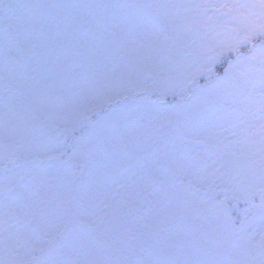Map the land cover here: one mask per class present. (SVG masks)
I'll list each match as a JSON object with an SVG mask.
<instances>
[{"label":"snow or ice","instance_id":"snow-or-ice-1","mask_svg":"<svg viewBox=\"0 0 264 264\" xmlns=\"http://www.w3.org/2000/svg\"><path fill=\"white\" fill-rule=\"evenodd\" d=\"M0 264H264V0H0Z\"/></svg>","mask_w":264,"mask_h":264},{"label":"rangeland","instance_id":"rangeland-1","mask_svg":"<svg viewBox=\"0 0 264 264\" xmlns=\"http://www.w3.org/2000/svg\"><path fill=\"white\" fill-rule=\"evenodd\" d=\"M197 2H202V0H197ZM218 2H223V0H218Z\"/></svg>","mask_w":264,"mask_h":264}]
</instances>
